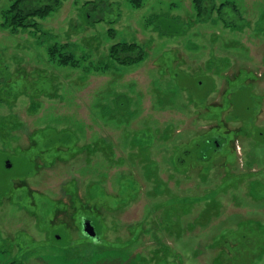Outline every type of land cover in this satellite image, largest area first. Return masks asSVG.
Returning a JSON list of instances; mask_svg holds the SVG:
<instances>
[{"label": "rangeland", "instance_id": "1", "mask_svg": "<svg viewBox=\"0 0 264 264\" xmlns=\"http://www.w3.org/2000/svg\"><path fill=\"white\" fill-rule=\"evenodd\" d=\"M15 1L0 264H264V0H63L18 30Z\"/></svg>", "mask_w": 264, "mask_h": 264}, {"label": "trees", "instance_id": "2", "mask_svg": "<svg viewBox=\"0 0 264 264\" xmlns=\"http://www.w3.org/2000/svg\"><path fill=\"white\" fill-rule=\"evenodd\" d=\"M30 0H16L4 13L3 18L5 20V24L12 29H27L35 26V22H33L34 17H43L48 15L50 12L54 11L63 0H37L41 2L39 6H34L32 3L28 5ZM35 1V0H31ZM200 1L205 0H198V4ZM139 0H132V3L136 5ZM227 4H222L217 8V12H220ZM200 9V5H198V10ZM203 10V8H202ZM215 9L212 8L211 11ZM89 19V17H87ZM58 50L56 49L54 52L57 54ZM135 51V53H132ZM131 53L133 55H131ZM54 54V55H55ZM111 57L120 65H127L133 64L135 62H139L143 59V48L138 44L131 43H121L120 45L113 46L110 50ZM123 55L121 57L120 55ZM59 62L62 65L65 64H72L75 60L69 54H62L59 57ZM13 264V263H9Z\"/></svg>", "mask_w": 264, "mask_h": 264}, {"label": "water", "instance_id": "3", "mask_svg": "<svg viewBox=\"0 0 264 264\" xmlns=\"http://www.w3.org/2000/svg\"><path fill=\"white\" fill-rule=\"evenodd\" d=\"M83 233L88 237H94L95 236V232L89 223L84 224Z\"/></svg>", "mask_w": 264, "mask_h": 264}, {"label": "flooded vegetation", "instance_id": "4", "mask_svg": "<svg viewBox=\"0 0 264 264\" xmlns=\"http://www.w3.org/2000/svg\"><path fill=\"white\" fill-rule=\"evenodd\" d=\"M88 238H89V237H88ZM90 239L93 240V241H94V240L96 241V240H97V238H96V234H95L94 237H90Z\"/></svg>", "mask_w": 264, "mask_h": 264}]
</instances>
